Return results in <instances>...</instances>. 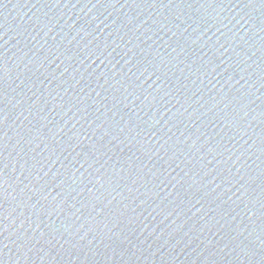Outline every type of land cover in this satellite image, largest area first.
Masks as SVG:
<instances>
[{
    "label": "water",
    "instance_id": "obj_1",
    "mask_svg": "<svg viewBox=\"0 0 264 264\" xmlns=\"http://www.w3.org/2000/svg\"><path fill=\"white\" fill-rule=\"evenodd\" d=\"M262 201L264 0H0V264H262Z\"/></svg>",
    "mask_w": 264,
    "mask_h": 264
},
{
    "label": "snow or ice",
    "instance_id": "obj_2",
    "mask_svg": "<svg viewBox=\"0 0 264 264\" xmlns=\"http://www.w3.org/2000/svg\"><path fill=\"white\" fill-rule=\"evenodd\" d=\"M241 19H243V17H241ZM237 23H239V21H237ZM261 208H264V201L261 202ZM250 213H252L253 215L255 214L254 208H249L248 209ZM249 220H251V215L248 217ZM31 250V249H29ZM253 255H254V250H249ZM262 264H264V258H262Z\"/></svg>",
    "mask_w": 264,
    "mask_h": 264
}]
</instances>
